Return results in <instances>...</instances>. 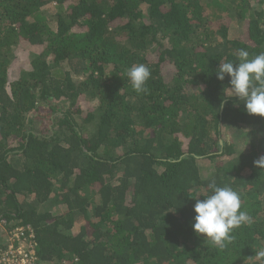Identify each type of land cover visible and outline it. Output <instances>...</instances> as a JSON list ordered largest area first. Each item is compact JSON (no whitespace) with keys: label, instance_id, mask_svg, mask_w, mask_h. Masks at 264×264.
<instances>
[{"label":"trees","instance_id":"obj_1","mask_svg":"<svg viewBox=\"0 0 264 264\" xmlns=\"http://www.w3.org/2000/svg\"><path fill=\"white\" fill-rule=\"evenodd\" d=\"M239 49L264 52V0H0L6 229L40 264H264V117L216 75ZM213 179L251 217L222 249L192 227Z\"/></svg>","mask_w":264,"mask_h":264},{"label":"clouds","instance_id":"obj_2","mask_svg":"<svg viewBox=\"0 0 264 264\" xmlns=\"http://www.w3.org/2000/svg\"><path fill=\"white\" fill-rule=\"evenodd\" d=\"M239 63H219L216 69L217 79L223 81L225 75L230 77L231 95L242 101L247 114L264 117V52L249 58V52L238 50ZM132 88L137 93L147 92L146 83L151 76L150 68L143 63L133 64L126 71ZM254 165L264 169V155L254 162ZM209 194L204 199H196L194 204L193 230L203 235L204 240L219 248L233 239L234 229L250 223L251 217L242 210L241 198L230 186H218L213 179L208 184ZM199 197V196H198ZM258 260H264V249L255 253Z\"/></svg>","mask_w":264,"mask_h":264},{"label":"built area","instance_id":"obj_3","mask_svg":"<svg viewBox=\"0 0 264 264\" xmlns=\"http://www.w3.org/2000/svg\"><path fill=\"white\" fill-rule=\"evenodd\" d=\"M0 232L4 233L3 244L0 247V264H40L35 234L30 225L20 224L6 229L5 221L2 219L0 220ZM44 264L71 263L69 260L64 259L55 263Z\"/></svg>","mask_w":264,"mask_h":264},{"label":"rangeland","instance_id":"obj_4","mask_svg":"<svg viewBox=\"0 0 264 264\" xmlns=\"http://www.w3.org/2000/svg\"><path fill=\"white\" fill-rule=\"evenodd\" d=\"M253 1H256V0H253ZM26 61H27V58H26L25 52L19 53V56H17V63H20V64L23 65ZM9 71H10V76L12 77V74L14 73V71H16V65H13L12 68ZM80 105H81V107L83 109L90 108L91 106L94 105V101L87 102V101L81 100L80 101ZM49 118H51V116ZM47 120H45L44 122L47 123L48 122ZM47 127H48V129H51V125L50 124Z\"/></svg>","mask_w":264,"mask_h":264}]
</instances>
